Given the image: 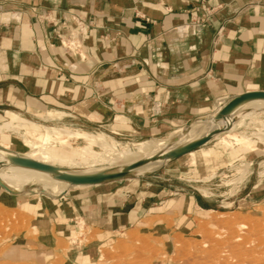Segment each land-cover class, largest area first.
<instances>
[{
	"label": "crops",
	"instance_id": "obj_1",
	"mask_svg": "<svg viewBox=\"0 0 264 264\" xmlns=\"http://www.w3.org/2000/svg\"><path fill=\"white\" fill-rule=\"evenodd\" d=\"M73 18L87 32L75 54L55 37L61 23L75 27ZM258 91L264 0H0V124L9 115L42 120L49 113L53 124L80 133L140 137L205 116L219 99ZM137 181L50 205L21 198L19 206L39 234L49 235L53 255L87 264L95 245H107L163 204L166 189L150 195L144 185L156 186ZM186 199L183 211H203L194 195ZM79 222L96 235L93 248L74 241ZM57 244L66 249L58 253Z\"/></svg>",
	"mask_w": 264,
	"mask_h": 264
},
{
	"label": "rangeland",
	"instance_id": "obj_2",
	"mask_svg": "<svg viewBox=\"0 0 264 264\" xmlns=\"http://www.w3.org/2000/svg\"><path fill=\"white\" fill-rule=\"evenodd\" d=\"M244 94L217 100L205 116L178 119L172 126H160L153 134L140 137L120 138L98 130L80 133L83 131L76 126L53 124L50 118L56 115L49 113L48 118L39 116L45 121L9 115L0 124L1 149L65 169L68 165L63 160H73L81 169L119 167L110 160L93 162L103 151L88 144V136H108L117 151L125 152L122 162L128 156L141 155L144 148L163 145L161 151H165L182 137L183 142L188 141V134L197 125L208 124L212 119L223 123L214 127L203 145L174 156L158 168L149 167L144 176H118L74 188L68 184L51 187L43 181L39 190L27 188L11 196L1 183L0 264H65L59 255H53V242L44 240L49 235L39 234L34 220L20 208L21 198L50 205L62 196L76 200L83 194L119 187L128 180H146L155 185H144L147 190L143 192L150 195L161 192L159 188L166 189L167 193L161 196L163 204L155 205L151 217L117 234L107 245H95L96 250L90 252L93 261L87 264H264V108L252 110L253 105L248 104L239 110L244 115L236 118L217 112ZM225 117H231L227 124ZM20 118L36 124H21L22 128L20 123L26 121ZM190 152L196 155L188 156ZM195 156H200L196 162ZM190 195L195 196L203 211H183ZM8 199L13 200L9 201L11 204ZM73 235L81 249L93 248L96 242V235L84 230L82 222ZM65 249L66 245H56L58 253Z\"/></svg>",
	"mask_w": 264,
	"mask_h": 264
},
{
	"label": "bare ground",
	"instance_id": "obj_3",
	"mask_svg": "<svg viewBox=\"0 0 264 264\" xmlns=\"http://www.w3.org/2000/svg\"><path fill=\"white\" fill-rule=\"evenodd\" d=\"M264 92V91H258ZM248 104H252V110L257 108H264V96H246L240 95L233 99L227 105L218 108V113L228 112L234 116L244 115L239 112L240 109ZM261 109V110H262ZM238 111V112H237ZM231 117H225L224 123H229ZM223 122H214L212 119L210 123L197 125L194 131L188 134L189 139L182 141V137L175 145L168 150L161 151L163 145L155 147L144 148L143 153L135 158H126L120 161L125 152L116 150L113 144L108 142V137L104 134H99L93 138L88 136V144L97 146L103 151L102 155H97L93 162H105L110 160L119 164L118 168L113 169H88L80 168L73 160H63L68 165V169L60 166H52L47 163L34 160L27 155H20L11 150H3L0 148V184H4L6 193L11 195L13 193L25 191L27 188H32L36 191L42 188L43 181L48 182L51 187H63L67 184L69 188L83 186L86 183L80 181L87 180H106L113 176H144L149 167H159L161 164L167 162L176 155L186 154L189 148L202 140H206L212 136V130L215 126L219 127ZM190 131V130H189ZM264 137V136H263ZM185 139V138H184ZM196 139V140H195ZM138 144V143H137ZM142 144V143H141ZM144 144V143H143ZM146 144V143H145ZM139 146V145H136ZM140 147V146H139ZM142 148V147H141ZM140 149V148H139ZM123 151V150H122ZM141 153V152H140ZM191 153V152H190ZM130 154V153H129ZM134 154V153H133ZM138 154V152H137ZM131 155V154H130ZM153 156V157H152ZM133 157V156H132ZM78 158V157H77ZM85 165V164H84ZM85 167V166H84ZM117 167V165L115 166ZM150 173V172H149ZM46 180V181H45ZM68 188V189H69ZM44 189V188H43ZM31 192V190H30ZM61 195V194H60ZM59 195V196H60ZM57 197V196H56Z\"/></svg>",
	"mask_w": 264,
	"mask_h": 264
},
{
	"label": "built area",
	"instance_id": "obj_4",
	"mask_svg": "<svg viewBox=\"0 0 264 264\" xmlns=\"http://www.w3.org/2000/svg\"><path fill=\"white\" fill-rule=\"evenodd\" d=\"M73 21L75 23L74 28H70L63 22L60 24V29L55 33L59 45L70 53H74L80 49V44L87 34L80 19L73 18Z\"/></svg>",
	"mask_w": 264,
	"mask_h": 264
},
{
	"label": "water",
	"instance_id": "obj_5",
	"mask_svg": "<svg viewBox=\"0 0 264 264\" xmlns=\"http://www.w3.org/2000/svg\"><path fill=\"white\" fill-rule=\"evenodd\" d=\"M244 95H246V96L263 95V96H264V92H251V93H246V94H244ZM225 113H228V112H225ZM225 113H220V114H225ZM208 139H209V138H207L206 140H202L201 142H198V143H196V144H193L189 149H190V150H193V149H195V148H197V147L203 145ZM190 150H189V151H190ZM176 156H177V155H176ZM118 176H122V175H118ZM118 176H113V177L108 178V179L116 178V177H118ZM108 179H106V180H108ZM102 181H104V180H99V181L87 180V181H80V182H82V183H86L85 185H92V184H98V183H100V182H102Z\"/></svg>",
	"mask_w": 264,
	"mask_h": 264
}]
</instances>
